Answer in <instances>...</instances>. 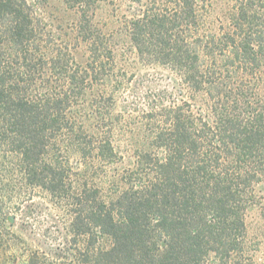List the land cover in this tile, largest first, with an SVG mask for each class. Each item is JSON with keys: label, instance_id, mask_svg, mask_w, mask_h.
<instances>
[{"label": "trees", "instance_id": "obj_1", "mask_svg": "<svg viewBox=\"0 0 264 264\" xmlns=\"http://www.w3.org/2000/svg\"><path fill=\"white\" fill-rule=\"evenodd\" d=\"M56 1L71 28L51 17ZM98 1L0 0V264H255L264 0H119L136 12L110 33ZM121 44L167 69L180 97L158 91L123 121L108 91ZM36 190L67 217L51 257L16 229Z\"/></svg>", "mask_w": 264, "mask_h": 264}, {"label": "rangeland", "instance_id": "obj_2", "mask_svg": "<svg viewBox=\"0 0 264 264\" xmlns=\"http://www.w3.org/2000/svg\"><path fill=\"white\" fill-rule=\"evenodd\" d=\"M52 9L51 17L64 27L71 28L76 18L75 13L64 11L59 2ZM96 23L105 31L118 32L124 28V23L136 12V5L130 2L116 0H101L96 3ZM77 59L85 61L88 56L81 48L76 54ZM114 76L110 89L113 97L110 105L116 114L123 115V121L133 116L141 120L143 112L151 106L152 95L161 90L173 93L174 98L181 95V88L176 83L175 77L160 65L142 61L135 52L121 44L118 49V57L114 65ZM72 163L76 166L77 159ZM23 201V208L33 206L31 213L20 212L16 217V229L22 230V234L31 242L32 248H40L46 251V255L52 256L57 248L64 245V226L67 217L64 211L46 194L36 190L32 196ZM32 202V203H31ZM24 210V209H23ZM264 203L249 210L247 215L248 243L253 248V262L264 264ZM46 229V239L43 240L42 232ZM41 241V242H40Z\"/></svg>", "mask_w": 264, "mask_h": 264}]
</instances>
